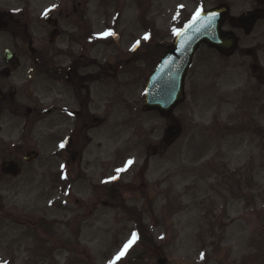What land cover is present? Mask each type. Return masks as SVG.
Listing matches in <instances>:
<instances>
[{"label": "rangeland", "instance_id": "rangeland-1", "mask_svg": "<svg viewBox=\"0 0 264 264\" xmlns=\"http://www.w3.org/2000/svg\"><path fill=\"white\" fill-rule=\"evenodd\" d=\"M29 2L37 17L66 3ZM153 2L148 13L133 0H103L104 23H114L124 41L138 39V24L145 23L152 45H163L204 9L226 4L235 17L264 13V0ZM224 30L238 38L237 51L224 59L201 48L186 81L187 100L170 119L142 114L147 66L136 65L143 79L119 90L113 113L103 93L106 121L88 129L79 166L83 178L70 186L61 180L75 166L67 168V159L56 152L73 126L65 120L54 128L47 114L53 98L64 94L55 82L18 75L23 107L35 108L36 100L41 106L18 127H1V141L34 150L39 158L24 163L17 179L0 177V264H129L130 252L141 248L130 220L139 218L142 206L158 245L145 264H156V252L167 264H264V20L249 35L228 24ZM7 48L9 37L0 35V56ZM247 51L255 56L247 57ZM253 64L261 67L259 77L252 74ZM172 123L181 125V137L161 148Z\"/></svg>", "mask_w": 264, "mask_h": 264}, {"label": "flooded vegetation", "instance_id": "flooded-vegetation-1", "mask_svg": "<svg viewBox=\"0 0 264 264\" xmlns=\"http://www.w3.org/2000/svg\"><path fill=\"white\" fill-rule=\"evenodd\" d=\"M67 1L63 8H53L35 22L28 13H9L0 6V25L5 22L6 27L0 35L5 32L15 48L13 65H6L4 58H0V128L17 127L23 121L15 81L28 69L29 79L35 77L39 84L44 82L41 79L55 82L63 92L64 98L60 95L53 98L49 115L53 127L58 128L61 121L69 122L66 117L73 113L76 126L84 130L70 139L67 153L73 161L77 158L82 161L86 149L83 150L82 144L88 140V129L106 121L101 115L103 95L110 98L107 107L113 113L116 93L133 87L136 77L141 80L135 64L146 66L152 46L144 40L136 51L132 40L116 43L110 34L114 26L99 22L102 0ZM29 5L27 2V8ZM17 46H28L27 55L18 52ZM5 115L10 117L7 124ZM20 153L22 149L11 154L15 157Z\"/></svg>", "mask_w": 264, "mask_h": 264}, {"label": "water", "instance_id": "water-1", "mask_svg": "<svg viewBox=\"0 0 264 264\" xmlns=\"http://www.w3.org/2000/svg\"><path fill=\"white\" fill-rule=\"evenodd\" d=\"M228 17V10L222 7L209 13L200 14L177 36L173 48L161 61L156 72L152 75L144 103L145 111H157L163 117L169 116L177 105L184 100V81L191 60L201 44L218 50L225 56H230L237 46L233 35L223 36L221 28ZM257 13H249L238 19H231L233 26H238L250 32L258 19ZM180 134L179 126L168 129L166 142L174 141ZM37 158L35 154L26 156L31 162ZM5 174L17 176L19 169L13 163L2 166ZM158 264H165L160 260Z\"/></svg>", "mask_w": 264, "mask_h": 264}, {"label": "trees", "instance_id": "trees-1", "mask_svg": "<svg viewBox=\"0 0 264 264\" xmlns=\"http://www.w3.org/2000/svg\"><path fill=\"white\" fill-rule=\"evenodd\" d=\"M138 226L141 228V230L143 232V238H146L148 235H147V233L144 232V231H146L145 226L141 222L138 223ZM146 254H148V252Z\"/></svg>", "mask_w": 264, "mask_h": 264}, {"label": "snow or ice", "instance_id": "snow-or-ice-1", "mask_svg": "<svg viewBox=\"0 0 264 264\" xmlns=\"http://www.w3.org/2000/svg\"><path fill=\"white\" fill-rule=\"evenodd\" d=\"M199 16H200V13L198 12L197 13V17H199ZM176 34L179 35V33H176ZM145 38H147V37H145ZM129 163H131V161ZM134 239H135V237H134ZM122 255H123V253L119 254V256H122ZM119 256L117 257V259H119Z\"/></svg>", "mask_w": 264, "mask_h": 264}]
</instances>
